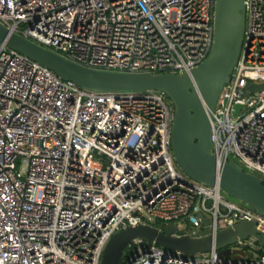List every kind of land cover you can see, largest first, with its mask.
Listing matches in <instances>:
<instances>
[{"label": "built area", "instance_id": "built-area-1", "mask_svg": "<svg viewBox=\"0 0 264 264\" xmlns=\"http://www.w3.org/2000/svg\"><path fill=\"white\" fill-rule=\"evenodd\" d=\"M245 17L211 151L264 181V86L249 87L264 83V0H245ZM214 19L215 0H0L11 31L123 71L189 72L211 50ZM174 117L163 89H88L0 41V264H101L117 231L174 221L178 234L201 232L199 212L213 233L243 220L264 230V213L179 167ZM118 264H264V246L246 236L188 255L135 237Z\"/></svg>", "mask_w": 264, "mask_h": 264}, {"label": "water", "instance_id": "water-1", "mask_svg": "<svg viewBox=\"0 0 264 264\" xmlns=\"http://www.w3.org/2000/svg\"><path fill=\"white\" fill-rule=\"evenodd\" d=\"M245 0H215L214 41L207 57L189 72L123 71L84 65L33 39L11 31L0 22V41L41 62L64 79L82 87L100 90H165L175 104L171 143L176 162L190 177L209 185L218 183L223 191L246 203L250 209L264 213V181L244 170L235 160L218 157L211 151L212 117L224 83L236 64L245 35ZM264 83L250 84L261 88ZM243 105L237 103L236 111ZM205 226L201 232L176 233L177 224L170 221L160 229L154 223L138 222L114 233L107 242L101 264H118L127 244L135 237L155 240L165 249L194 255L221 249L240 238L255 236L264 246V230L255 221L243 220L211 232L209 219L198 214ZM230 255L229 247L224 249ZM236 255L253 251L235 250ZM238 253V254H237Z\"/></svg>", "mask_w": 264, "mask_h": 264}, {"label": "rangeland", "instance_id": "rangeland-1", "mask_svg": "<svg viewBox=\"0 0 264 264\" xmlns=\"http://www.w3.org/2000/svg\"><path fill=\"white\" fill-rule=\"evenodd\" d=\"M222 195H223V197H224L225 199L233 200V201H237V202L241 203L242 205H246V203H244V202L238 200L237 198H235V197L229 195L228 193H226V192L223 191V190H222ZM180 227L182 228V230H186V229L190 230V228H189L190 226L187 225V224H185V223H182ZM188 230H186V231H188ZM127 251H128V249L126 250V252H127ZM125 254H126V253H125Z\"/></svg>", "mask_w": 264, "mask_h": 264}, {"label": "trees", "instance_id": "trees-1", "mask_svg": "<svg viewBox=\"0 0 264 264\" xmlns=\"http://www.w3.org/2000/svg\"><path fill=\"white\" fill-rule=\"evenodd\" d=\"M158 225H163V223L161 221H157L156 222Z\"/></svg>", "mask_w": 264, "mask_h": 264}]
</instances>
